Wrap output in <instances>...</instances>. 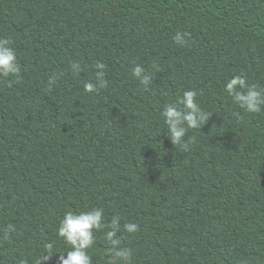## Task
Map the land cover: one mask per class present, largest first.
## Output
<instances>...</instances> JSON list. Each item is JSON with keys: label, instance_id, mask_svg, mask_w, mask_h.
Masks as SVG:
<instances>
[{"label": "trees", "instance_id": "1", "mask_svg": "<svg viewBox=\"0 0 264 264\" xmlns=\"http://www.w3.org/2000/svg\"><path fill=\"white\" fill-rule=\"evenodd\" d=\"M0 39L20 69L0 77V264H38L49 243L42 264H59L64 213L93 208L92 264H264V105L224 89L264 90V0H0ZM190 89L210 116L185 150L162 111Z\"/></svg>", "mask_w": 264, "mask_h": 264}, {"label": "clouds", "instance_id": "2", "mask_svg": "<svg viewBox=\"0 0 264 264\" xmlns=\"http://www.w3.org/2000/svg\"><path fill=\"white\" fill-rule=\"evenodd\" d=\"M188 36H190L188 32H177L173 39L176 43L184 44L186 42L185 37ZM78 66V62L72 63L73 68H77ZM98 67L102 69L103 65H99ZM19 71L16 52L10 47V41L8 39H0V77H8ZM133 73L146 87L151 82L152 77L144 74V69L141 65H136L133 68ZM96 75L98 77L96 83L89 82L84 86L89 92L94 91L97 86L103 87L105 85L102 79L103 72H97ZM54 83L55 81L50 77L48 80L49 87L51 88ZM224 89L233 98L234 103L247 112L258 113L261 111L262 105H264V90L258 89L255 85L247 84L245 78L241 75L227 80ZM196 96L197 92L195 90H186L177 99V104L183 105L184 110L169 104L162 111L169 138L175 147L186 150L189 144L185 142L184 137L188 129L201 128L210 116L201 110L196 102ZM118 223V220H113L111 222L112 230L106 233V238L114 245L119 243L115 239ZM12 227V225H8L9 229ZM102 227H105V225L103 223V210L100 208L81 212H65L59 222L57 233L71 245V248L67 251L66 256L60 255L58 257L59 264H92L87 249L94 243L93 230H99ZM124 227L129 233H135L138 230L136 223H128ZM46 248L48 250L40 257L38 264L51 259L54 252L51 251L53 245L49 243ZM118 255L127 261L130 253L127 250H122L118 252Z\"/></svg>", "mask_w": 264, "mask_h": 264}]
</instances>
